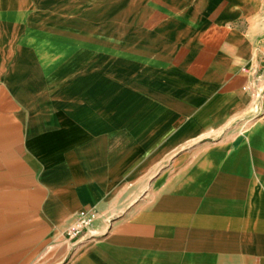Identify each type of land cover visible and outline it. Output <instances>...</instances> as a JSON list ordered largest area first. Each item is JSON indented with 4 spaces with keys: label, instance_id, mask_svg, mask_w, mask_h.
Masks as SVG:
<instances>
[{
    "label": "crops",
    "instance_id": "0c3cea01",
    "mask_svg": "<svg viewBox=\"0 0 264 264\" xmlns=\"http://www.w3.org/2000/svg\"><path fill=\"white\" fill-rule=\"evenodd\" d=\"M263 55L264 0H0V264H264Z\"/></svg>",
    "mask_w": 264,
    "mask_h": 264
},
{
    "label": "built area",
    "instance_id": "2783aa9c",
    "mask_svg": "<svg viewBox=\"0 0 264 264\" xmlns=\"http://www.w3.org/2000/svg\"><path fill=\"white\" fill-rule=\"evenodd\" d=\"M264 59V55H263ZM264 120V115L259 117ZM96 212L94 209H81L75 213V221L63 232V236L69 240H77L84 234L94 223Z\"/></svg>",
    "mask_w": 264,
    "mask_h": 264
},
{
    "label": "rangeland",
    "instance_id": "374dc122",
    "mask_svg": "<svg viewBox=\"0 0 264 264\" xmlns=\"http://www.w3.org/2000/svg\"><path fill=\"white\" fill-rule=\"evenodd\" d=\"M62 237L64 238V236L62 235ZM69 240V239H68ZM74 241V240H73Z\"/></svg>",
    "mask_w": 264,
    "mask_h": 264
}]
</instances>
